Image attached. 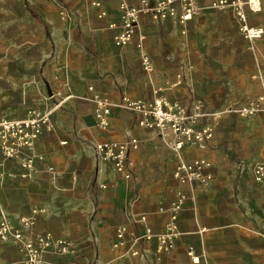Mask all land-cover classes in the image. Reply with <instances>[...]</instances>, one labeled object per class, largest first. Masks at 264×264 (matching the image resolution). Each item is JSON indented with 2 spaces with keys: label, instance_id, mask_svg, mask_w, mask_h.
<instances>
[{
  "label": "crops",
  "instance_id": "0c3cea01",
  "mask_svg": "<svg viewBox=\"0 0 264 264\" xmlns=\"http://www.w3.org/2000/svg\"><path fill=\"white\" fill-rule=\"evenodd\" d=\"M93 1L0 0V117L52 109L29 151L36 156L32 176H21L18 157L2 162L0 215L5 210L19 228L21 215L43 208L33 230L71 245L69 253L47 248L46 264H189V247L200 264H264V187L253 177L264 160V112H231L264 92V0L248 14L263 27L251 40L234 14L210 8L211 0H200L201 11L185 23L143 14L137 27L153 72L143 69L139 47L112 41L106 23L119 0H98L110 13L101 18ZM89 86L114 103L104 129L95 125ZM156 87L171 101L201 103L208 115L200 123L213 130L203 146L174 149L171 131L142 127L140 115L115 105L122 95L152 100ZM131 136L140 142L130 149L133 175L125 179L110 161L97 160L93 145ZM193 158L207 160L203 173L211 178L179 183L175 165ZM178 188L192 197L179 214L174 248L158 259L156 239L132 238L143 230L133 219L145 214L159 231L168 220L159 207ZM120 225L125 242L114 247ZM0 264H24L14 241L0 239Z\"/></svg>",
  "mask_w": 264,
  "mask_h": 264
},
{
  "label": "built area",
  "instance_id": "2783aa9c",
  "mask_svg": "<svg viewBox=\"0 0 264 264\" xmlns=\"http://www.w3.org/2000/svg\"><path fill=\"white\" fill-rule=\"evenodd\" d=\"M92 5L99 8V18L110 14L109 10L102 6L101 1H93ZM208 6L221 12L231 11L236 19V24H238V29L246 39L259 38L263 33V27L250 24L248 21L250 12L258 13L263 9L261 0H211ZM201 9L200 0H139V4L136 5L130 4L127 0H119L117 13H112L106 25L112 31L114 44H130L139 47L141 49L140 62L143 69L147 72H153L155 70L154 63L143 45L145 34L139 32L137 27L140 17L143 14L148 15L151 20L176 17L179 23H185L197 15ZM248 52L253 54V49H249ZM89 89L94 90L93 86H89ZM164 89L163 87H156L153 90L154 98L152 100L122 95L120 102L115 103V105L140 115L138 125L142 127L155 129L160 133H164L165 130L171 131L174 136L172 143L174 149L182 150L184 147H192V145L203 146L213 135L210 125L200 123V119L208 113L202 109L201 103L197 100L191 101L189 105H183L176 100H169L161 94ZM52 95L51 93L50 97ZM91 98L95 103L93 111L95 125L104 129L109 123V115L114 103L110 98L102 97L94 91ZM62 102L63 99L58 100L53 108ZM51 110L33 107L29 108L22 117H0V176L3 160L17 157L21 176H32L36 156L29 151L33 149L42 126L49 125ZM231 112L240 116L264 112V92L244 103V105L232 108ZM139 142L140 139L136 136H131L122 143L104 140L95 143L93 149L97 160L110 161L117 174L121 178L128 179L133 175L132 167L134 164L130 149L136 148ZM175 166L174 177L179 183L193 184L196 180L206 183L211 178L210 174L203 173V169L209 166L205 158H193L190 161L182 160ZM253 177L256 182L264 187V160L256 163ZM187 197L192 196H188L178 188L174 199L168 205L159 207V210L167 212L168 216V220L159 231H154L151 228L147 223L145 214L134 217L133 220L136 223H143V230L142 234L134 235L132 238L135 241L156 239L158 259L160 253L171 251L175 246L178 234V217ZM42 210L43 208L36 206L32 209L31 214L21 215L19 228L11 224L7 212L1 210L0 239L12 240L17 244L20 258L24 264H46L44 254L47 248H54L61 253H69L71 250V245L67 240L57 236L53 237L46 231L33 230L34 215ZM126 230V225H120L116 228L114 247L125 242L123 237ZM186 253L189 256V264L201 263L200 255L194 252L192 247H189ZM131 254H136V251H131Z\"/></svg>",
  "mask_w": 264,
  "mask_h": 264
}]
</instances>
